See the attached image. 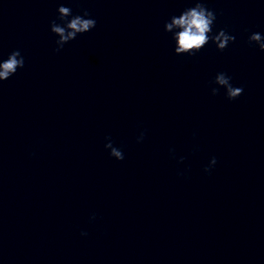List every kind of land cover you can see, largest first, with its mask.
<instances>
[{"label":"clouds","instance_id":"obj_1","mask_svg":"<svg viewBox=\"0 0 264 264\" xmlns=\"http://www.w3.org/2000/svg\"><path fill=\"white\" fill-rule=\"evenodd\" d=\"M57 19L51 21L50 31L58 37L55 41V51L59 52L64 45L73 41L78 35L85 34L96 27V20L91 18L87 10H83L82 15H73L72 9L60 5L57 9ZM59 21V23L57 22ZM216 21V14L209 9L205 0H194V6L185 8L178 16L173 15L164 24V31L171 34V39L175 42L174 53L176 55H191L199 53L211 41L215 44L218 51H224L230 43H234L236 37L229 34L225 29H220L215 34L213 27ZM248 43L255 45L264 52V35L254 32L249 35ZM25 66V59L19 50L12 51L7 59L0 61V82L6 81L14 76L18 69ZM231 77L224 72H218L215 75L212 84L217 87L211 88L213 96L219 93V89L225 90L226 98L234 101L243 94L242 87H234ZM145 137V131H141L137 137L140 143ZM108 141L105 148L110 150V156L117 161L124 159L122 150L113 146L111 137H106ZM171 151V150H170ZM184 157H180L179 162H183ZM217 163L215 157H212L209 165L204 168L206 173H210L211 168ZM92 219H95L93 215ZM86 235V233H81Z\"/></svg>","mask_w":264,"mask_h":264}]
</instances>
